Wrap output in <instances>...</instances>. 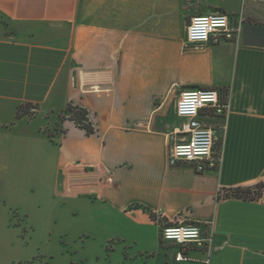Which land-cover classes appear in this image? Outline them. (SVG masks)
<instances>
[{"label":"crops","instance_id":"crops-1","mask_svg":"<svg viewBox=\"0 0 264 264\" xmlns=\"http://www.w3.org/2000/svg\"><path fill=\"white\" fill-rule=\"evenodd\" d=\"M243 19L235 41L187 43L192 18ZM214 89L228 102L217 133L222 161L197 172L170 163L183 120L179 96ZM37 107L33 117L21 106ZM88 111L95 133L61 121ZM53 129V133L51 131ZM264 3L259 0H0V225L32 240L56 220L57 198L82 201V219L123 222L130 260L156 264H264ZM88 202L89 205L84 203ZM181 216L205 225L209 249L161 238ZM41 251V250H40Z\"/></svg>","mask_w":264,"mask_h":264},{"label":"built area","instance_id":"built-area-1","mask_svg":"<svg viewBox=\"0 0 264 264\" xmlns=\"http://www.w3.org/2000/svg\"><path fill=\"white\" fill-rule=\"evenodd\" d=\"M259 1L264 3V0ZM243 23V19H240L235 24L224 14L196 16L187 27V43L200 47L210 42L219 44L223 41H235L241 35ZM228 108L224 95L214 89H196L182 93L176 104V115L183 120L176 135L181 137L170 151V163H189L199 173L217 169L222 161L217 133L223 134L225 125L210 124L202 121L200 116L203 111H207L210 115L224 118ZM263 192L264 187L262 194ZM229 193L231 191H223L220 195ZM161 226L162 240L178 247L176 262L187 261L192 246L209 249L211 245L212 234L205 225L186 223L179 216L173 221V225Z\"/></svg>","mask_w":264,"mask_h":264},{"label":"rangeland","instance_id":"rangeland-1","mask_svg":"<svg viewBox=\"0 0 264 264\" xmlns=\"http://www.w3.org/2000/svg\"><path fill=\"white\" fill-rule=\"evenodd\" d=\"M38 112L37 107L24 109L29 117ZM81 202L59 196L56 220L46 228H38L32 240L18 219L13 220L16 228L4 221L0 225V264H156L147 258H127L119 244L127 232L123 222L112 227L102 218L82 219L76 209L79 206L75 207L83 206Z\"/></svg>","mask_w":264,"mask_h":264},{"label":"trees","instance_id":"trees-1","mask_svg":"<svg viewBox=\"0 0 264 264\" xmlns=\"http://www.w3.org/2000/svg\"><path fill=\"white\" fill-rule=\"evenodd\" d=\"M30 106L31 105L21 106L18 111V116H22L24 114V109ZM61 119L62 121H73L78 127L84 129L88 135H92L95 133V128L88 120V111L84 108L75 105H68ZM263 187L264 185L260 184L254 188L236 189L235 191H231V193L226 194L225 196H221H236L245 200H257L262 196Z\"/></svg>","mask_w":264,"mask_h":264}]
</instances>
